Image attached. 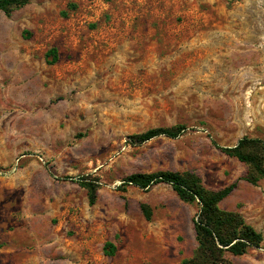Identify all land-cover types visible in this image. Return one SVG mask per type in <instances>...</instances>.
I'll use <instances>...</instances> for the list:
<instances>
[{"label": "rangeland", "instance_id": "obj_1", "mask_svg": "<svg viewBox=\"0 0 264 264\" xmlns=\"http://www.w3.org/2000/svg\"><path fill=\"white\" fill-rule=\"evenodd\" d=\"M178 125V138L132 143ZM244 137L264 141V0H30L10 18L0 11V250H14L0 264L192 258L198 206L169 184L123 185L138 173L193 172L212 190L238 182L221 208L264 237V180L246 182L248 167L217 148ZM83 178L99 184L93 205ZM227 256L264 264V242Z\"/></svg>", "mask_w": 264, "mask_h": 264}, {"label": "trees", "instance_id": "obj_2", "mask_svg": "<svg viewBox=\"0 0 264 264\" xmlns=\"http://www.w3.org/2000/svg\"><path fill=\"white\" fill-rule=\"evenodd\" d=\"M30 4V0H0V11L10 18ZM55 64L58 55L55 50L50 52ZM186 130L183 125L171 128H156L131 137L132 143L142 145L155 138L166 136L178 138ZM217 145V144H216ZM217 148L225 155L237 159L248 167L244 180L252 185H258L264 180V141L244 137L238 144L231 147ZM80 185L88 191L90 203L97 200L99 184L83 178ZM160 183L172 186L178 197L186 203L196 204L198 212L194 218V228L198 247L192 258L183 260L180 264H234L228 254L239 257L246 255L252 249L262 248L264 237L238 212L221 208V203L237 188L238 182L221 190L207 188L203 179L193 172L163 171L152 174H133L124 180L123 185H134L143 190ZM146 217L151 219V211L144 206ZM110 249V250H109ZM115 246L106 244L105 253L115 254Z\"/></svg>", "mask_w": 264, "mask_h": 264}, {"label": "crops", "instance_id": "obj_3", "mask_svg": "<svg viewBox=\"0 0 264 264\" xmlns=\"http://www.w3.org/2000/svg\"><path fill=\"white\" fill-rule=\"evenodd\" d=\"M13 251H14L13 249L5 250V252L0 250V256L4 255V253H13Z\"/></svg>", "mask_w": 264, "mask_h": 264}]
</instances>
